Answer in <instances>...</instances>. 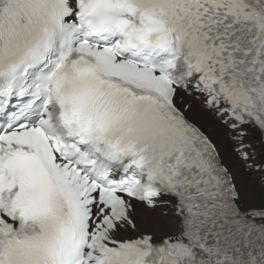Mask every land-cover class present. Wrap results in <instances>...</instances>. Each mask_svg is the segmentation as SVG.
I'll use <instances>...</instances> for the list:
<instances>
[{
    "label": "snow or ice",
    "instance_id": "obj_1",
    "mask_svg": "<svg viewBox=\"0 0 264 264\" xmlns=\"http://www.w3.org/2000/svg\"><path fill=\"white\" fill-rule=\"evenodd\" d=\"M0 264H264V0H0Z\"/></svg>",
    "mask_w": 264,
    "mask_h": 264
}]
</instances>
